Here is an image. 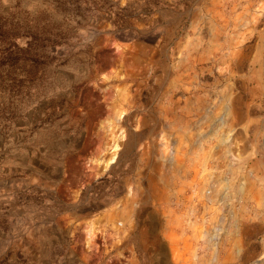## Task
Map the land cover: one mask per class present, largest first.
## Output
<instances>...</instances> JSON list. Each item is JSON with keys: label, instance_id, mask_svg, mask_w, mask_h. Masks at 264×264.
Segmentation results:
<instances>
[{"label": "rangeland", "instance_id": "1", "mask_svg": "<svg viewBox=\"0 0 264 264\" xmlns=\"http://www.w3.org/2000/svg\"><path fill=\"white\" fill-rule=\"evenodd\" d=\"M0 21V264H264V0H0Z\"/></svg>", "mask_w": 264, "mask_h": 264}, {"label": "trees", "instance_id": "2", "mask_svg": "<svg viewBox=\"0 0 264 264\" xmlns=\"http://www.w3.org/2000/svg\"><path fill=\"white\" fill-rule=\"evenodd\" d=\"M16 29L11 25H5L0 21V62L8 65V68H13L16 60L18 59L17 54L20 52L18 48L15 47L12 41L17 35ZM31 40H35L29 32H26ZM31 45V41L28 42V46ZM15 47V48H14Z\"/></svg>", "mask_w": 264, "mask_h": 264}, {"label": "bare ground", "instance_id": "3", "mask_svg": "<svg viewBox=\"0 0 264 264\" xmlns=\"http://www.w3.org/2000/svg\"><path fill=\"white\" fill-rule=\"evenodd\" d=\"M116 148V147H115ZM113 160H114V154H112L111 156H110V158H109V161L112 163L113 162Z\"/></svg>", "mask_w": 264, "mask_h": 264}]
</instances>
